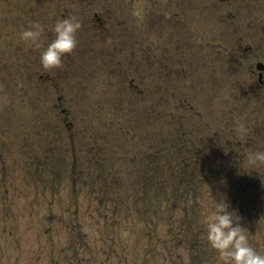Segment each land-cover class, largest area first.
<instances>
[{
    "label": "rangeland",
    "instance_id": "rangeland-1",
    "mask_svg": "<svg viewBox=\"0 0 264 264\" xmlns=\"http://www.w3.org/2000/svg\"><path fill=\"white\" fill-rule=\"evenodd\" d=\"M69 13L78 47L45 69ZM258 61L264 0H0V264H218L199 217L221 196L264 250Z\"/></svg>",
    "mask_w": 264,
    "mask_h": 264
},
{
    "label": "clouds",
    "instance_id": "clouds-1",
    "mask_svg": "<svg viewBox=\"0 0 264 264\" xmlns=\"http://www.w3.org/2000/svg\"><path fill=\"white\" fill-rule=\"evenodd\" d=\"M82 26V20L75 13L56 18L51 29L53 36L40 52V63L45 69L63 66L66 56L78 47V33ZM44 32L45 25L33 20L19 35L25 43L40 48ZM250 132L243 119L234 126L237 141L243 142ZM242 168L247 172L250 169L251 172L261 173L260 170L264 169V147L246 150ZM242 219L238 210L231 208L226 196L214 197L211 206L202 210L199 223L203 226L208 244L218 255V264H264V250L253 245L252 234Z\"/></svg>",
    "mask_w": 264,
    "mask_h": 264
},
{
    "label": "flooded vegetation",
    "instance_id": "flooded-vegetation-1",
    "mask_svg": "<svg viewBox=\"0 0 264 264\" xmlns=\"http://www.w3.org/2000/svg\"><path fill=\"white\" fill-rule=\"evenodd\" d=\"M94 17H96L98 19V21H100V20L102 21V18L99 16L98 12L94 13ZM48 77H50L49 74H48ZM0 135H1V131H0Z\"/></svg>",
    "mask_w": 264,
    "mask_h": 264
},
{
    "label": "water",
    "instance_id": "water-1",
    "mask_svg": "<svg viewBox=\"0 0 264 264\" xmlns=\"http://www.w3.org/2000/svg\"><path fill=\"white\" fill-rule=\"evenodd\" d=\"M260 66V65H259Z\"/></svg>",
    "mask_w": 264,
    "mask_h": 264
}]
</instances>
